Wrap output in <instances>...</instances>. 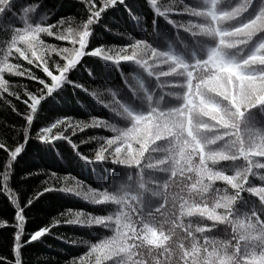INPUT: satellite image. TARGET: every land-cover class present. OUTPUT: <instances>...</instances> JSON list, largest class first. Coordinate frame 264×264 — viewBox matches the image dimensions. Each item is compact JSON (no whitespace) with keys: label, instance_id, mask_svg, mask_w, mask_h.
Returning a JSON list of instances; mask_svg holds the SVG:
<instances>
[{"label":"clouds","instance_id":"9594fccd","mask_svg":"<svg viewBox=\"0 0 264 264\" xmlns=\"http://www.w3.org/2000/svg\"><path fill=\"white\" fill-rule=\"evenodd\" d=\"M179 2L182 3L183 0ZM193 2L203 3L204 0ZM249 2L250 0H236V7L231 13L218 16L202 14L203 22L194 27L200 36L196 44L200 45L205 59L195 65V76L187 68L183 71L169 68V72L175 71L177 76L187 75L183 91L161 89L158 95L151 98L150 103L143 96L138 97L140 103L150 109L148 115L151 119L135 129L132 139L139 144V148L134 150L135 156H132L133 149L129 148L126 156L133 164H139L141 158L145 160L135 173L137 187L141 191L122 190L133 175L131 171L121 179L110 181L111 192L106 188L101 193L90 186L73 189L76 195L93 204L105 199L106 195L119 204L120 211L116 213V221L124 231L114 232L109 242L100 248L105 257L119 255L118 264H185L188 256L191 259L187 264H264V225L258 226L250 218L245 222L247 212L233 216V212L239 211L234 207L239 202L236 198L239 193L229 195L225 187L221 188L216 183L220 181L224 185L240 187L247 180L253 166L264 169V164L258 162L255 165L245 163L254 153L264 154V136L257 132L248 133L249 125L245 126L242 133L244 140H241V133L226 139L228 133L221 131L233 116V106L238 110L240 103H246L257 94L264 95V54H261L264 44L258 45L247 55L244 54V47H237L242 44L246 46V42L255 33L264 30V17L239 27L232 26L234 18L247 9ZM217 3L231 4L233 0H217ZM25 24L31 27L27 21ZM184 26L189 30L193 27L191 23ZM57 32V38L67 40L71 47L45 43L29 33L32 37L30 40L21 37L24 41L21 57L29 63H32L29 57H34L42 67L47 61H51L53 67L56 66L53 54L66 62L75 63L83 54L88 32L81 31L78 27H58ZM100 52V49H94V54L99 55ZM160 63L167 61L162 60ZM33 66L36 67L35 64ZM21 67L0 57V72L9 71L23 76L29 70L21 71ZM3 83L5 82L0 77V85ZM230 84H235V94L229 90ZM260 114L264 117V112ZM253 119L256 129H264L257 127L255 114ZM238 160L241 163H237ZM145 170L152 174L165 173L167 176L162 180L153 179L151 174L144 175ZM253 175L264 181V171H256ZM173 177L177 179L173 180ZM149 184L156 187L149 188ZM144 191L152 197L162 196L165 202H170L169 207L161 213L163 220L153 222L149 213L147 219L134 222L124 211L125 208H132L128 203L129 199L143 203ZM251 191L260 195L264 201V188ZM162 208L164 203L156 211ZM192 217L230 225L229 238L205 236L206 243L198 244L196 233L203 234L204 228L200 224L194 225ZM184 218H188V223L184 222ZM111 219L112 212L93 216L78 211L65 223L103 224L105 220ZM136 223L141 225L139 229H135ZM165 225L168 227L165 228ZM104 226L111 227V224ZM129 226L133 228L131 237L127 236ZM154 232L160 233L158 245L154 244ZM129 240L132 242L129 243ZM233 240L235 244L231 243ZM133 257L136 259L133 260ZM99 259L98 256L97 260Z\"/></svg>","mask_w":264,"mask_h":264},{"label":"snow or ice","instance_id":"6c2138e0","mask_svg":"<svg viewBox=\"0 0 264 264\" xmlns=\"http://www.w3.org/2000/svg\"><path fill=\"white\" fill-rule=\"evenodd\" d=\"M14 0H0V57H5L6 62L13 65H20L21 71L27 69L23 76L15 75L12 72L4 71L0 72L3 83L0 85V102L8 106L16 116L21 118V126L19 128H12L11 131L15 134V138L12 143H9L6 139L0 138V151L4 154L3 164H0V193L6 194L9 199V205L13 209L11 219H0V228L10 232L9 238V253L7 256L0 255V264H24L22 260V246L29 243L32 240H39L46 234H51L50 230L57 224H63L66 220L70 219L74 212L65 210L58 216L53 217L48 224L43 225L34 233L25 232L26 222V209L41 195L42 192L51 190H63L66 192H73L76 194L77 187H83L84 183L71 177L60 176L53 174L46 169H37L36 171L25 173L21 179H26L29 176L43 175L44 180L34 188L26 199L21 200L20 194L17 189L11 185V176L13 173L14 158L18 156L23 150L25 139H37L44 141V147H55V144L59 142L58 138L67 141L73 148L77 150L78 155H82L83 159L88 162H102L111 160L115 164L124 166L125 168L138 167V164L130 163L126 154L128 153L129 146L132 147V156H135V149L139 148V144L132 139L134 131L141 123L151 119L148 115L149 108H136L133 106L128 95L122 94L123 89L130 90L131 96L135 99L143 96L145 101L150 103L151 98L154 95H158L161 89H179L184 90L188 77L177 79L175 71H183L187 68L189 73L192 72V68L195 65L205 59L204 55H200L196 52L195 48L185 56L182 49H177L174 46V41H179L181 45H184V41L180 37V33H187L191 40L196 44V41L200 39L199 34L195 31V25L202 23V14L222 15L231 13L236 7V0H233L231 4L218 5L217 0H204L203 3H189L188 0H172L171 3H165L164 0H146L147 6L152 10V26L144 29L145 36L136 38L128 32L115 31V34L126 38V44L124 45H105L97 44L94 47H90V40H95V25L101 22V18L104 15L102 9L106 10L113 6H120L125 3V0H80V13L81 19L75 27H78L81 31H87V44L84 46L83 54L77 59L75 63L66 62L64 59L57 61L55 67H53L51 61L42 67L41 63L34 57H29L32 63L21 57V52L24 49V41L21 37L31 39L29 33H32L37 39L45 41L44 37H51L57 41L67 42L66 45H57L63 47H71L67 40L58 39L59 28H71L74 27L73 23L75 18L72 16H63L55 20V23H49V17L52 15L53 10L46 9L37 15L40 9L42 0H30V2L20 3L19 0H15L17 7H12ZM131 19L136 20L137 23L141 21L140 16L131 14ZM6 13H10L7 15ZM176 17H181L177 19ZM186 17L187 19H182ZM264 17V0H250L247 4V9L241 13L240 16L234 18L232 24L233 27H239L250 21L257 20ZM158 19H163L171 24L176 30V35L169 39L164 34L160 33L156 28V22ZM27 21V27L25 24ZM191 23L193 25L192 30H189L184 25ZM38 31H33L34 29ZM114 31V29H108ZM151 36L152 40L149 41L145 37ZM161 41L163 46L157 43ZM264 44V30H261L252 36L251 40H248L245 45H238L237 47H244L250 49L247 54L254 50L258 45ZM79 47V45H77ZM90 47V51L88 50ZM94 49H100L99 55L94 54ZM143 50V52H141ZM93 57H103V60L107 63L113 62L112 66L119 68L121 62H134L137 66L142 67L143 72L147 73L148 78L153 82L149 87L142 82L139 75L125 74L121 72L122 81L119 85L109 86L106 82H101L99 87L103 89V94L98 90H90L88 86L83 83L72 80L69 77L70 72H78L81 69V58L87 55ZM245 54V55H247ZM261 54H264V48L261 49ZM46 59V58H45ZM167 61V63H160V61ZM193 61L195 63L193 64ZM23 62V63H22ZM36 65V68L44 74V78L38 76L30 67L25 66ZM169 68L175 71L169 72ZM89 76L94 80L97 77L90 70ZM160 73H164L161 75ZM23 77L31 81L36 82L34 90H30L26 85L22 83H13L5 78V75ZM65 86L71 85L74 89L81 88L83 91L93 96L98 102L102 104L112 115L111 118L105 119L103 117H96L89 114L88 119L78 120L74 117H68L62 119L57 116L55 120H49L47 124H44L40 128L36 129L34 136L31 135L32 122L38 118L41 100L52 93L53 89L59 88L61 83ZM22 89V93L17 91ZM155 90V92H154ZM63 91V89H61ZM236 93V88H233V94ZM57 92L56 95H59ZM23 97V98H22ZM10 98H15L16 101H20L23 105V111H20L16 104L12 102ZM42 107V105H40ZM254 109H258L259 112H264V95L257 94L253 96L246 103H240L238 110L235 106L232 107L233 116L230 120V126L224 127L221 131L228 133L225 137H235L238 133H241V140L245 137L242 134L247 128L248 133L257 132L264 136V129H256L254 127L255 120L253 116ZM127 117L126 121L128 125L126 127H119L114 122L116 117ZM264 118V117H262ZM125 120V119H124ZM86 129H106L109 130L111 136L91 135L88 136L84 132ZM85 134L83 138H80L78 142H75L77 134ZM96 142L97 147L93 149L92 155L83 154L79 150V145ZM147 155V153H145ZM240 159H243L242 157ZM264 164V154L251 155L248 161L245 163ZM142 164V160L140 161ZM264 169H257L253 166L249 172L248 178L240 187H232L231 185H224L229 195L237 196V201L241 200V193L247 192L255 196L261 205L259 209L253 208L247 212L245 222L250 218L252 221L257 222L258 226L264 225V201H262L260 195H256L251 189L264 188V181H260L253 175L254 172ZM258 180L259 183H253V180ZM116 179H113L115 181ZM107 187H101L96 189L97 191L104 193ZM113 199L106 195V198L100 200L98 203L104 206H115V211L112 212V219L105 220L103 224H78L81 226L93 227L100 226L106 228L111 232L108 237L101 238L98 242H90L80 237H73L68 242L77 245H84L88 251L81 257L71 258L65 261V264H110L112 261L119 262V255H108L105 257L100 252V248L104 244L109 242V238L113 236L114 232L124 231L122 227H118L116 221V213L120 211L119 204H113ZM236 207V204L234 205ZM255 212L253 216L252 213ZM88 213V212H85ZM93 215V214H92ZM107 215V214H106ZM233 216L237 215L233 212ZM96 216V215H93ZM115 218V222H113ZM104 224H111V227H105ZM217 221L210 220L208 225L204 227L203 233L212 232L214 226L218 225ZM230 226V225H229ZM231 228V226H230ZM43 230V231H42ZM132 227L127 229V236H132ZM198 236L197 243L200 244L201 239L204 240V236L201 233ZM59 239H64L62 235H58ZM132 241L129 240V243ZM203 243H206L204 241ZM235 244L234 241L231 242ZM120 255H123L122 253ZM100 257L97 260V257ZM136 257H133L135 260ZM191 257L188 256L187 261H190Z\"/></svg>","mask_w":264,"mask_h":264},{"label":"trees","instance_id":"16d2710c","mask_svg":"<svg viewBox=\"0 0 264 264\" xmlns=\"http://www.w3.org/2000/svg\"><path fill=\"white\" fill-rule=\"evenodd\" d=\"M20 3L30 2V0H19ZM165 3H171L172 0H164ZM192 3V0H188ZM80 0H42L40 9L37 12L39 15L46 9L53 10L52 15L49 17V23H55L56 19L63 16H72L75 18L73 26L79 23L81 19L80 13ZM12 7L15 9L17 4L14 0ZM131 14L142 17L141 21L137 23L136 20L131 19ZM104 12L101 22L95 25L94 31L96 38L90 40V47H94L97 44L105 45H124L126 44V38L118 36L115 31L128 32L136 38L145 36L144 29L152 26V10L147 6L146 0H125V3L120 6H113ZM10 15V13H6ZM181 19V17H176ZM182 19H187L183 17ZM157 30L171 39L176 35L174 27L163 19H158L156 22ZM108 29H114L109 31ZM181 39L184 41V45H181L179 41H174V46L177 49H182L185 56L190 53L193 48L200 55L203 53L200 51V45L194 44L187 33H180ZM151 41L152 37H145ZM45 41L51 44L66 45L67 42L57 41L51 37H44ZM160 46H163L161 41H157ZM89 47V51H90ZM250 49H245V53ZM52 59L59 60L60 58L53 54ZM23 63V62H22ZM81 69L78 72H70L69 77L72 80L83 83L89 87L90 90H98L103 94V89L99 87L101 82H106L109 86L121 84L122 77L121 72L125 74L139 75L142 82L149 87L152 86L153 82L148 78L147 73L143 72L142 67L137 66L134 62H121L120 67H113V62H105L103 57H93L90 54L81 58ZM195 61H193V64ZM38 76L44 78V74L40 69L34 66H28ZM92 70L93 74L97 77L94 80L89 76V71ZM193 76H195L194 68H192ZM177 79L182 77L177 76ZM5 78L13 83H22L26 85L30 90H34L36 86L35 81L28 80L23 77H15L5 75ZM191 88V85H188ZM235 84H230L229 90L233 92ZM63 89V91H61ZM168 90H179L169 88ZM22 93V89H17ZM60 92L59 95H56ZM127 94L129 100L133 103L136 108H144L138 99L131 96L130 90L127 88L123 89L122 94ZM23 98V97H22ZM20 111H23L24 105L20 101H16L15 98H10ZM42 105V107H40ZM38 105L39 115L38 118L32 122L31 135L34 136L36 129L40 128L44 124H47L49 120H55L57 116L62 119L68 117H74L78 120L88 119L89 114L96 117H103L105 119L111 118V114L106 108L102 106L93 96L89 95L81 88H73L71 85L65 86L63 82L57 89H53L47 97L41 100ZM258 120L257 127H264V118H262L258 109L253 110ZM114 122L119 127H126L128 122L123 118L116 117ZM21 126V118L16 116L11 109L0 102V138L6 139L9 143H12L15 134L11 131L12 128H19ZM230 122L224 127H229ZM86 135H100V136H111L112 133L106 129H86L84 130ZM85 134L78 133L75 142H78L80 138H83ZM234 138V137H233ZM59 142L55 144V147H44V141L37 139H25L23 150L14 158L13 173L11 176V185L17 189L21 200L26 199L27 195L36 188L37 185L45 179L43 175L29 176L26 179H21L25 173L36 171L37 169H46L53 174L60 176H71L84 183V186H90L93 189H99L102 186L107 187L108 191H112V187H109L110 181L113 179H121L126 173L131 171L133 174L130 179L127 180V184L122 190L129 192L141 191L137 187V178L135 176L137 168L141 167L145 160L141 158L142 164H138V167L125 168L124 166L115 164L111 160L102 162H86L82 155L77 154V150L73 148L67 141L58 138ZM97 147L96 142L79 145V150L83 154L92 155L93 149ZM129 148H132L129 146ZM147 153V152H146ZM155 155V154H154ZM252 155H259L254 153ZM4 154L0 151V164H3ZM140 160V161H141ZM241 163V161H237ZM264 171V170H262ZM153 175V179H165L167 174L155 172L154 174L149 173L145 170L144 175ZM173 177V180H176ZM178 182V181H177ZM217 185L221 188L224 187V183L217 181ZM253 183H259L258 180H253ZM83 186V187H84ZM149 188H154L156 185L149 184ZM175 189V185H173ZM85 190H87L85 188ZM178 190V189H176ZM242 199L236 204V209L239 211L237 214L251 211L253 208H260L259 201L257 198L250 193H241ZM127 199V197H126ZM128 203L132 205L131 209L125 208L126 211L132 218V221H139L141 219H147L148 214L151 213L153 222H159L164 219L161 213L164 212L170 202H165L164 197L156 198L150 196L147 191L143 192V203H138L135 200H128ZM164 203V208L156 211L158 206ZM113 204H117L113 201ZM65 210L71 211H84L93 215H106L108 212L115 211V206H104L100 204H93L89 201L84 200L82 197L74 194L73 192H66L63 190H51L42 192L41 195L26 209V222L25 232L34 233L40 227L53 218L58 216ZM224 211V210H220ZM13 209L9 205V199L6 194L0 193V219H11ZM173 220L175 217H172ZM192 223L200 224L203 228L208 225L209 219L200 220L198 217L191 218ZM115 222V218H113ZM184 222L188 223V218H184ZM141 225L135 224V229H139ZM168 225H165L167 228ZM133 229V228H132ZM51 234H46L39 240H32L29 243L22 246V260L24 264H65V261L71 258L81 257L88 251L84 245L72 244L69 239L73 237H80L90 242H98L101 238L108 237L111 232L100 226H81L78 224H57L50 230ZM231 228L229 225L221 224L214 226L212 232H206L202 235L212 237L218 236L225 239L229 238ZM58 235H62L64 239L57 238ZM197 237L200 235L196 233ZM155 240L154 244L158 245L160 239V233L154 232ZM131 237V236H130ZM9 238L10 232L0 228V255L7 256L9 249ZM235 243V240H233ZM204 240L201 239L200 243ZM110 264H117V261H112Z\"/></svg>","mask_w":264,"mask_h":264},{"label":"bare ground","instance_id":"6f19581e","mask_svg":"<svg viewBox=\"0 0 264 264\" xmlns=\"http://www.w3.org/2000/svg\"><path fill=\"white\" fill-rule=\"evenodd\" d=\"M121 74V73H120Z\"/></svg>","mask_w":264,"mask_h":264}]
</instances>
